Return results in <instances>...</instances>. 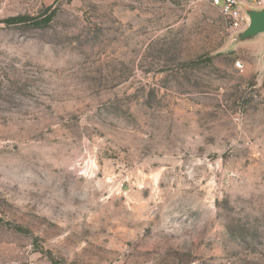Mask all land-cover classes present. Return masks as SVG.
<instances>
[{
	"label": "rangeland",
	"instance_id": "1",
	"mask_svg": "<svg viewBox=\"0 0 264 264\" xmlns=\"http://www.w3.org/2000/svg\"><path fill=\"white\" fill-rule=\"evenodd\" d=\"M261 9L0 0V264H264Z\"/></svg>",
	"mask_w": 264,
	"mask_h": 264
},
{
	"label": "built area",
	"instance_id": "2",
	"mask_svg": "<svg viewBox=\"0 0 264 264\" xmlns=\"http://www.w3.org/2000/svg\"><path fill=\"white\" fill-rule=\"evenodd\" d=\"M213 6L218 7L220 13L231 27H239L244 22L242 14L243 3H253L264 8V0H209Z\"/></svg>",
	"mask_w": 264,
	"mask_h": 264
},
{
	"label": "water",
	"instance_id": "3",
	"mask_svg": "<svg viewBox=\"0 0 264 264\" xmlns=\"http://www.w3.org/2000/svg\"><path fill=\"white\" fill-rule=\"evenodd\" d=\"M249 23L245 31V35H252L259 32H264V8L259 11H250Z\"/></svg>",
	"mask_w": 264,
	"mask_h": 264
},
{
	"label": "trees",
	"instance_id": "4",
	"mask_svg": "<svg viewBox=\"0 0 264 264\" xmlns=\"http://www.w3.org/2000/svg\"><path fill=\"white\" fill-rule=\"evenodd\" d=\"M27 20H32V18L27 17V16H17V17L8 18V19L4 20V22H6V23H14V22H25ZM35 24H39V21L38 22L35 21Z\"/></svg>",
	"mask_w": 264,
	"mask_h": 264
}]
</instances>
